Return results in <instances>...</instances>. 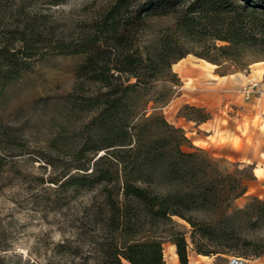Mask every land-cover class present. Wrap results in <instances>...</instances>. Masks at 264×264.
Here are the masks:
<instances>
[{
	"label": "rangeland",
	"instance_id": "rangeland-1",
	"mask_svg": "<svg viewBox=\"0 0 264 264\" xmlns=\"http://www.w3.org/2000/svg\"><path fill=\"white\" fill-rule=\"evenodd\" d=\"M112 1L0 0V48L6 46L8 54H15L0 59V264H90L95 253L91 240L112 232L102 184L60 185L65 176L78 174L77 165L91 166L106 153L101 150L94 158L90 154L95 125L89 124L91 113L74 103L94 87L87 84L75 90L87 54L70 52L87 40L93 22ZM138 10L139 1H134L125 14L123 57L137 58L139 50L154 46L172 25L170 18H146L139 26ZM22 34L28 48L21 41ZM101 59L114 63L122 57L103 53ZM16 60L25 61L26 68L12 77L8 65ZM171 73L177 82H170L171 78L156 81L146 97L167 94L166 104L149 101L147 113L161 115L184 132L189 141L181 150L195 153L192 161L201 165L204 181L214 188L216 198L201 211L188 214L197 223L210 222L222 212L243 209L254 198L264 201L257 195H264V188L253 183L251 166L237 160L241 152L231 151L223 142L215 144L214 138H210V148L194 145L204 131L196 119L209 116L229 131L236 127L237 136L246 141L245 151L252 156L264 147V57L238 69L187 54L171 65ZM136 100L131 110L139 112V95ZM238 137L235 147L240 148ZM101 165L114 168L110 160ZM229 179L240 181L246 191L226 201L222 196ZM152 182L151 186L163 188L160 181ZM106 186L114 191L116 183ZM231 216L235 247L209 257L215 258L214 264H228L231 257L245 264H264V222L256 220L254 210L248 217ZM173 220L189 243L188 253L195 252L191 226L181 218ZM233 242L215 239L214 243L232 246ZM163 257L168 264L177 257L169 240L163 242Z\"/></svg>",
	"mask_w": 264,
	"mask_h": 264
},
{
	"label": "trees",
	"instance_id": "trees-1",
	"mask_svg": "<svg viewBox=\"0 0 264 264\" xmlns=\"http://www.w3.org/2000/svg\"><path fill=\"white\" fill-rule=\"evenodd\" d=\"M134 1H139V26L146 18L172 21L155 45L139 50L135 59L122 54L126 40L122 26ZM93 23L87 40L70 53L87 54L79 74L81 82L75 90L87 84L94 89L74 104L91 113L89 124L96 129L92 158L101 150L106 153L91 166L77 165L75 169L80 173L65 176L60 184L103 185L110 205L108 220L112 232L91 240L95 253L90 264H163L165 240L174 245L179 263L187 264L189 243L176 229L174 217L191 226L190 243L196 254L209 256L222 253L225 248L232 249L236 239L232 236L231 215L248 217L254 210L256 220L264 222V201L254 198L232 214L222 212L217 220L195 222L188 213L201 211L211 198L216 200L212 195L214 188L204 181L201 165L192 161L195 153L181 150L189 141L184 132L168 124L161 115L147 113L149 101L164 105L167 94H156L149 100L146 97L152 83L167 78H171L170 82L178 81L171 73V65L187 54L216 66L230 63L238 69L264 57V0H113ZM21 41L28 48L24 34ZM8 53L6 46L1 47L0 59L15 56ZM103 53L122 59L108 62L101 59ZM25 64V61L10 62L12 77L26 68ZM130 79L135 82L129 83ZM138 95L139 112L131 110ZM208 119L209 116H204L196 121ZM107 160L112 162L113 170L102 167V161ZM153 180L163 183V188L151 186ZM113 181L114 191L106 186ZM228 182L223 200L245 193L240 181ZM215 239L234 244L224 246L214 243Z\"/></svg>",
	"mask_w": 264,
	"mask_h": 264
},
{
	"label": "crops",
	"instance_id": "crops-1",
	"mask_svg": "<svg viewBox=\"0 0 264 264\" xmlns=\"http://www.w3.org/2000/svg\"><path fill=\"white\" fill-rule=\"evenodd\" d=\"M201 129H204L203 135L199 140L194 141V145L198 148L207 149L212 146L210 138H214L215 144L220 142L229 144L230 150L239 153L237 160L240 163H246L251 166V173L253 176V183L257 184L260 187L264 188V147H261L257 152L252 156L251 153L245 151L246 141L238 137L236 134V127H233L230 131L225 127H221L211 118L202 122L199 126ZM238 137L241 140V147H235V138ZM248 192V191H247ZM260 198L264 199V195L257 194ZM213 257L203 256L196 254L191 251L188 253V263L187 264H214ZM172 264H180L178 258L173 259ZM163 264H168L164 260Z\"/></svg>",
	"mask_w": 264,
	"mask_h": 264
},
{
	"label": "built area",
	"instance_id": "built-area-1",
	"mask_svg": "<svg viewBox=\"0 0 264 264\" xmlns=\"http://www.w3.org/2000/svg\"><path fill=\"white\" fill-rule=\"evenodd\" d=\"M228 264H245V261L239 257H231Z\"/></svg>",
	"mask_w": 264,
	"mask_h": 264
},
{
	"label": "bare ground",
	"instance_id": "bare-ground-1",
	"mask_svg": "<svg viewBox=\"0 0 264 264\" xmlns=\"http://www.w3.org/2000/svg\"><path fill=\"white\" fill-rule=\"evenodd\" d=\"M195 72V71H194ZM201 73V72H200Z\"/></svg>",
	"mask_w": 264,
	"mask_h": 264
}]
</instances>
